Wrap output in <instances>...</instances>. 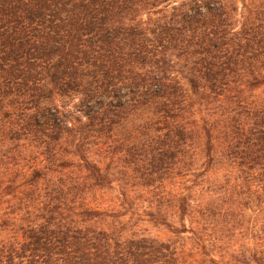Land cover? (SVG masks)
Segmentation results:
<instances>
[{"label":"trees","instance_id":"1","mask_svg":"<svg viewBox=\"0 0 264 264\" xmlns=\"http://www.w3.org/2000/svg\"><path fill=\"white\" fill-rule=\"evenodd\" d=\"M0 264H264V0H0Z\"/></svg>","mask_w":264,"mask_h":264}]
</instances>
